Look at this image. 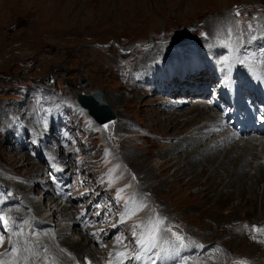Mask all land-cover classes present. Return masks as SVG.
Listing matches in <instances>:
<instances>
[{"label": "rangeland", "instance_id": "374dc122", "mask_svg": "<svg viewBox=\"0 0 264 264\" xmlns=\"http://www.w3.org/2000/svg\"><path fill=\"white\" fill-rule=\"evenodd\" d=\"M236 12L239 15H235ZM220 37L225 39L228 47L226 55L219 56L221 61L222 57L233 58L239 49L237 67L245 66L247 72L252 67L264 75V0H0V200L3 197L9 199L0 202L3 242L10 241L9 227L2 220L3 208L16 205L13 182L18 174L21 179L30 170L28 161L26 169L29 170L18 173L13 169L19 161L18 153L13 151L22 145L20 154L23 151L29 154L32 149L35 156L38 154L37 145L47 147L50 144L56 151L54 156L58 155L62 160L52 159V155L35 157L48 170L43 169L33 179L41 182L51 179L50 166L57 163L64 171L57 176L53 198L57 196L59 182L71 196L78 184L90 178L93 172H105L111 162L124 172L118 186L100 198L96 211H91L95 221L89 224L90 219L85 216L88 202L76 204L73 196L74 207L67 209V213L73 212L74 217L81 215L84 226L77 227V234L68 228L62 230L66 229L69 241L84 244L92 235L90 247L83 248L88 251L86 256L94 254L91 256L96 257L98 264L120 259L130 260L131 264H152L154 256H165L171 251L177 253L172 264H192L195 261L205 264L206 260L214 258L216 247L222 249L221 242L227 245L228 251L220 252L223 258L219 264H231V254H258L259 249L254 246V250L245 252V245L251 243L240 236L243 231L239 232L236 222L249 220L245 223L246 229L249 223L252 228L264 224V195L261 192L264 181L253 187L245 183L247 190L238 197L235 192L226 197L219 188L208 195H197L195 191L200 188L196 189L194 185L204 177L202 171L216 177L221 168L216 165L209 169L210 162L201 166L199 160L183 165V161L175 159L180 163V168L175 169L169 158L163 161L159 172L157 169L175 141L184 137L197 139L191 135L174 141L166 139L167 148V144L160 142V133H178V124L182 121V118L176 120L167 114L169 110L163 103L160 102L157 108L153 104L161 100L160 95L169 98L165 97L166 92L158 91H166L170 83L165 80L169 72L161 65L160 59L172 48L188 50V47L200 57L208 58L211 43ZM201 41H205L204 45ZM198 43L209 51L202 52ZM78 79L82 80V85ZM92 90L101 92L113 112V120L105 127L95 124L75 101L78 92L87 94ZM152 93H158L156 100H153ZM168 102L173 104L174 101ZM162 109H165L161 111L165 122L160 112ZM189 115L196 117V114ZM193 122L185 125L184 128L189 126L185 134H196L198 129L193 130ZM51 134L60 139L61 150L56 142H49ZM183 148L185 146L177 150ZM125 154L129 162L124 159ZM256 155L263 160L264 150L257 149ZM138 162L140 165L136 164ZM221 162L224 163L223 159ZM146 165L151 167L150 172ZM198 166L200 172L193 178L192 173ZM165 171L171 172L164 175ZM252 171L250 168L249 172ZM157 172L162 175L158 176ZM225 176L226 172H222L223 183ZM186 178L194 184H184ZM134 183H140V187ZM23 187L21 184L15 190ZM40 189L36 188L33 199L38 198ZM151 197L158 200V204L151 205ZM246 198L252 203L246 202ZM27 213L29 218L25 224L13 228V231L24 235L25 242L33 245L31 251L34 248L40 255L36 259L30 255L31 264L68 263L60 258L63 249L59 245L32 237V233L44 229L31 222L37 218L36 212L27 209ZM118 217L130 221L106 238L104 244L107 247L96 249V245L102 242H99L100 234H94V230L104 229L103 234H107L102 220L110 218V222L113 220L110 226H113L119 221ZM48 220L42 219L41 222L51 226ZM70 222L72 219L51 226L49 230L56 234V230ZM157 222L160 223L153 246L150 235ZM233 230H237L232 233L235 236L228 238ZM173 233L181 239L177 241ZM252 234L254 237L253 231ZM36 244L44 246L38 249ZM196 245H201L199 252L194 250ZM112 246L117 252L113 260L107 261V255L114 252L110 250ZM13 253L12 249H7L0 264L12 261L10 256ZM117 253L125 255L121 257ZM133 255L139 259H129Z\"/></svg>", "mask_w": 264, "mask_h": 264}, {"label": "bare ground", "instance_id": "6f19581e", "mask_svg": "<svg viewBox=\"0 0 264 264\" xmlns=\"http://www.w3.org/2000/svg\"><path fill=\"white\" fill-rule=\"evenodd\" d=\"M201 42H202L201 45H204L205 41L204 42L201 41ZM201 45L199 43L197 44V46H200V47ZM201 50L202 52H206L205 46L201 47ZM240 72L242 73V75H246V71L243 67L240 68ZM145 84L149 85L150 83L145 82ZM186 90L181 91L177 87L174 86L170 89L171 96L169 94L165 95V97L169 96V98L166 99L160 95L161 100L157 98L159 101H155L153 103L155 104L156 108L159 106L160 102L163 103L165 109L169 110L167 114L172 115V118H176V120L178 118L179 119L182 118V121L180 122V124H178L180 126L181 131L179 130L178 133L172 132L171 134L160 133L163 136V139L161 140V142L162 144H167L166 148L169 146L168 143H164L166 139L174 141L175 139H180L184 135L197 136V139L196 137H184L181 140L175 141L174 145H172L170 149L166 152V156L162 157L161 161L158 163L157 165L158 172H159V169L163 167L161 166L163 161L169 158L171 160V164L175 167V169L180 168V163H178L176 160L183 161V165H189L190 161L199 160L201 166L208 165V163L210 162L211 164L208 166L209 169H213L216 165L217 167L221 168L220 170L221 173L217 175L218 174L217 172L216 177H214L213 174H208L204 170L202 171V174L204 177L201 180L197 179L199 184L195 183L194 185L196 186V189L200 188L198 190L195 189L196 190L195 192L197 195L202 194V193L208 195L211 191L217 190L216 188H219L218 190L222 189L220 190L221 194H223L224 196L227 195L226 197L233 196L234 192L236 193L238 197L239 193H242L245 190H247L245 183L253 187V185L255 184L259 185L261 182H263L264 181V163L262 162L263 160L259 156L256 155V150L257 149L264 150V139L262 138L257 139L256 135L254 136V131L258 130L257 127L253 126L248 129H245L242 132V134H244L245 137L244 139H241L239 141H231L235 135V132L232 133V135L227 134L226 132H222L220 136L215 137V135H213L212 129L210 128L213 126L215 121H219L220 119L216 117H212L211 115L206 113L207 110L210 109V106L204 108V104H208L205 99L200 101L203 106L202 105L200 106L199 102L192 103L194 99L198 100L199 97L195 94L192 97L187 96ZM158 91H163V90L158 89ZM152 94H153L152 97H154L153 100H156L155 96H157L158 93H152ZM175 98H181V99L186 98L187 102L174 101L173 104H170L168 102V100H173ZM183 108H187V109L184 110ZM165 109L160 110V112ZM189 114L191 115L196 114V117H200V118L196 119V117H192ZM161 116H163V120H164L163 113L161 114ZM186 117L188 118L186 119ZM192 120L194 121L193 125H197L196 127H194L198 129V130L195 129L196 134L195 132H191L190 134H184L179 137L178 135L183 134L186 128L188 127L187 126L186 128H184L185 125L191 122ZM172 121L174 120L172 119ZM198 122H200V124ZM210 131H211V134L209 135L208 133ZM211 136H214V139H210ZM53 141L58 144V149L61 150L62 147L59 144L60 139L58 138V136L51 134L49 142H53ZM191 141H193V143H191ZM19 146H20L19 148L23 147L22 145H19ZM184 146L185 148L181 149L180 151L177 150ZM17 147L15 148V151L13 152L18 153L19 161L17 162V166L13 167V169H17L18 173H21L22 170H29V169H26L27 168L26 162L28 161L30 163V170L28 173L26 172L25 174H23V177L21 179L19 177L20 174H18L17 180L13 182L12 186L15 192L13 193V197L16 199V205L6 206L4 209V214L2 215V220L4 221L6 226L9 227L8 235L10 236V242L9 244L0 242V254H5L6 250L10 248L14 251V253H13V256H10V259H12V261L10 260L8 264H31L30 255H33L31 251V247L25 242L23 235L21 233H17L13 231V228L18 225H23L26 222V219L28 218L26 209H30L34 212L39 210L36 203L30 201L29 198H27V194L35 192L36 187L40 183L39 181L35 182L33 180V177L37 176L41 171H43V169H45L43 168V165L39 163V161L35 160L36 159L35 157L37 156L42 157V158L50 157V155H54L55 152L51 149L50 144H48L47 147H42L40 145H37L36 149L38 151V154L35 156H34V153H32L34 152V150L32 149L29 150L30 155L28 154V151H23L20 154L19 148ZM222 151L223 153L221 154V158L218 161H215L216 157ZM194 152H196V155L191 156V154ZM126 158H127V154H125L124 156V159ZM255 158H256V162L254 163L253 160ZM53 159L62 160V158L58 155L54 156ZM222 159L224 163L221 162ZM128 160L129 159H126V161ZM230 160H232V162L230 163L227 162ZM140 162L136 164L140 165ZM8 164L11 165V162H9ZM22 165L24 166L23 169H21ZM146 167H148V169L150 168L149 169V172H150L151 167L149 165H146ZM46 168L48 169V167ZM250 168L253 169L252 173L249 172ZM165 172L167 173H163L164 175L168 174L171 171H165ZM199 172H200V168L198 166L197 169L192 173V177L194 178L195 175L198 174ZM222 172H226V176H225L226 183L224 182L225 184L222 182V178H221ZM159 175H162V174H158V176ZM176 178L177 176L175 177L173 181L174 183L176 181ZM185 180L186 181L184 182V184H194V183L188 182L189 178H186ZM50 182H52V180ZM173 182L171 184H174ZM221 182L223 186L220 185ZM28 183H32V185L28 187ZM21 184L24 187L21 188L20 190H15V188L20 186ZM139 184L140 183H134V185L136 186H139ZM263 188L261 190L262 195H264ZM245 201L248 203H252L250 198L248 199L246 198ZM149 202L151 205L158 204V200H154L153 197H151ZM16 206L18 207L13 209ZM63 208L64 207H59L58 210L63 209ZM11 209L13 210L10 212ZM186 214L187 212L185 213V215ZM61 218L63 217H60V219ZM55 219H59V218H55ZM32 221L33 223H41L39 219L32 220ZM74 222L76 225L79 224L77 223V220H75ZM246 222H250V221L246 219V220H240L236 222V224L239 226V232L243 231V234H241L240 236L248 240L251 243V244L245 245L247 248L245 252L254 250L253 246L258 248L259 252L258 254H250V255H247L245 253L244 255L231 254V257L235 264H237V262H244V264H261L262 261L264 260V233H262L259 230L264 229V224H257V225H254L252 228L251 224L249 223L247 226L249 228L246 229L245 228ZM229 224L230 226H232L233 223L230 222ZM254 228L256 229L255 231L253 230ZM43 229L44 231L37 235L41 236L42 238L49 239L48 242L50 243L52 242V244L60 245L61 248L63 249V252L60 253V256L62 258L67 259L68 261L76 264V262L79 259L87 255L88 251H85L83 246L90 247V243H91L90 241L86 242L85 244L69 241L67 238H65L64 232H59L58 235H56L55 237H52V233L50 232V230H48L46 225H43ZM234 231H237V230H233L228 236V238L235 236L232 234ZM252 231L254 232V235H255L254 237H253ZM221 243L220 244L222 245V249L219 250V248L216 247L214 258L212 260H206L205 264H219L222 261L223 257L222 255H220V252L225 253L226 251H228V247L227 245H225L224 242H221ZM101 245L103 244H98L96 248L99 249ZM113 248L114 247H112V249ZM1 257L3 258L4 256L2 255ZM93 259H95V257H92L90 255L89 260L92 261ZM195 262L200 264L198 261H195ZM195 262H193L192 264H195Z\"/></svg>", "mask_w": 264, "mask_h": 264}, {"label": "water", "instance_id": "95a60500", "mask_svg": "<svg viewBox=\"0 0 264 264\" xmlns=\"http://www.w3.org/2000/svg\"><path fill=\"white\" fill-rule=\"evenodd\" d=\"M78 83L82 85L83 82L78 79ZM76 102L81 107L85 108L88 115L100 125L107 123L114 117L108 104L101 97V92L99 90H92L87 94L79 93L76 96Z\"/></svg>", "mask_w": 264, "mask_h": 264}, {"label": "snow or ice", "instance_id": "6c2138e0", "mask_svg": "<svg viewBox=\"0 0 264 264\" xmlns=\"http://www.w3.org/2000/svg\"><path fill=\"white\" fill-rule=\"evenodd\" d=\"M235 15H239V12H236ZM159 223L160 222H157L156 225H153V230H152V233L150 235V240L153 242V246H155L154 241L156 239V231H157V228L159 226ZM253 230L255 231L256 229L254 228ZM259 231L264 233V229H260ZM173 236H175L177 241H179L181 239V237L178 234H176V233H173ZM0 242H2V240H0ZM140 243L141 244L144 243L143 239H141ZM117 255L123 257L125 254L124 253H117ZM129 259H139V257L138 256L130 257ZM237 264H244V262H237Z\"/></svg>", "mask_w": 264, "mask_h": 264}]
</instances>
